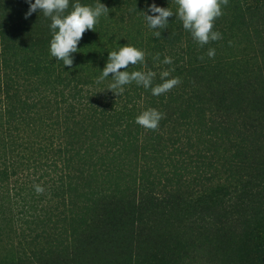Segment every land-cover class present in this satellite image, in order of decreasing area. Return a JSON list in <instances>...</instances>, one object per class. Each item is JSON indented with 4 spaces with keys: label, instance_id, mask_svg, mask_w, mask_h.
Returning a JSON list of instances; mask_svg holds the SVG:
<instances>
[{
    "label": "trees",
    "instance_id": "16d2710c",
    "mask_svg": "<svg viewBox=\"0 0 264 264\" xmlns=\"http://www.w3.org/2000/svg\"><path fill=\"white\" fill-rule=\"evenodd\" d=\"M76 2L109 14L67 67L51 19L0 0V264H264V0L221 4L222 38L203 46L176 0H69L65 14ZM153 3L174 13L166 28L148 26ZM126 44L145 60L121 71L181 83H97ZM148 108L156 130L136 123Z\"/></svg>",
    "mask_w": 264,
    "mask_h": 264
},
{
    "label": "clouds",
    "instance_id": "9594fccd",
    "mask_svg": "<svg viewBox=\"0 0 264 264\" xmlns=\"http://www.w3.org/2000/svg\"><path fill=\"white\" fill-rule=\"evenodd\" d=\"M29 3L28 12L25 14V19L33 12L43 13L47 18L51 19L50 28L52 30V39L50 42V53L58 61H62L64 66L71 67L73 64L74 53L80 51L78 43L82 39L84 33L88 30L95 31V25L98 23L99 17L109 14V8L102 3H97L94 7L82 5L76 2L72 5V11H66L69 8V0H27ZM228 0H176L178 5L177 17L183 22L185 30L189 31L195 41L200 46L208 44L210 41L221 39V34L214 31V21L222 15L221 4L227 5ZM152 15L143 12L147 24L152 29L166 28L168 18L174 13L170 8L158 7L152 4L148 10ZM156 37H160L161 33L156 31ZM207 55L211 58L215 56V50L209 49ZM159 58L157 54L156 59ZM202 58V57H201ZM145 53L129 44L121 46L119 51H112L108 54V59L105 67L101 71L102 75L98 78L97 83L102 82L105 78L112 74L114 81L109 85L108 90H118L120 93L124 91L123 86L136 82L144 88L151 87L152 94L159 96L164 94L173 87L181 83L178 77L165 79L169 77V71L161 73L163 83L152 87V80L155 73L152 71H121L127 69L129 65L143 63ZM172 58L165 57L164 64H171ZM164 118V114L154 108H148L136 117V123L145 129L156 130L159 122ZM35 190L38 194L44 189L40 185H35Z\"/></svg>",
    "mask_w": 264,
    "mask_h": 264
}]
</instances>
